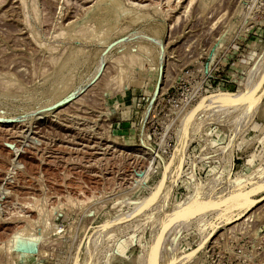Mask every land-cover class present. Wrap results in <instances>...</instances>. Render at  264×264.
<instances>
[{
	"label": "rangeland",
	"instance_id": "1",
	"mask_svg": "<svg viewBox=\"0 0 264 264\" xmlns=\"http://www.w3.org/2000/svg\"><path fill=\"white\" fill-rule=\"evenodd\" d=\"M262 82L264 0H0V264H264Z\"/></svg>",
	"mask_w": 264,
	"mask_h": 264
},
{
	"label": "water",
	"instance_id": "2",
	"mask_svg": "<svg viewBox=\"0 0 264 264\" xmlns=\"http://www.w3.org/2000/svg\"><path fill=\"white\" fill-rule=\"evenodd\" d=\"M264 93V87L262 89V94ZM154 151V153L156 154L157 157L160 158V160L163 162V175H162V183H161V187L166 186L167 180H168V176H169V169H170V165H166L165 164V160L163 158V156L161 155V153L158 150L152 149ZM254 204L256 203H260L262 201H264V195H262L261 197L258 198H253ZM163 234H164V227H161V229L159 230V233L153 243L152 249H151V260L153 262H156V258L158 255V251H159V247H160V243L163 239ZM84 243V239L81 241L79 248H81V246Z\"/></svg>",
	"mask_w": 264,
	"mask_h": 264
},
{
	"label": "bare ground",
	"instance_id": "3",
	"mask_svg": "<svg viewBox=\"0 0 264 264\" xmlns=\"http://www.w3.org/2000/svg\"><path fill=\"white\" fill-rule=\"evenodd\" d=\"M140 1H142V0H140ZM150 1V0H149ZM18 228L17 229H15L14 231H13V236L12 237H14L15 238V236L17 237V235H18Z\"/></svg>",
	"mask_w": 264,
	"mask_h": 264
},
{
	"label": "snow or ice",
	"instance_id": "4",
	"mask_svg": "<svg viewBox=\"0 0 264 264\" xmlns=\"http://www.w3.org/2000/svg\"><path fill=\"white\" fill-rule=\"evenodd\" d=\"M262 83H264V82H262ZM237 102H243V101L241 100V101H237ZM262 190H264V189H262Z\"/></svg>",
	"mask_w": 264,
	"mask_h": 264
}]
</instances>
